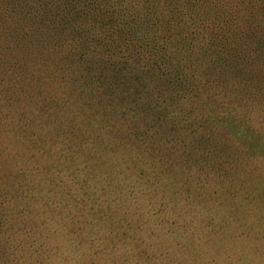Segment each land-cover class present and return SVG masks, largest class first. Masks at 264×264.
<instances>
[{"label":"clouds","instance_id":"9594fccd","mask_svg":"<svg viewBox=\"0 0 264 264\" xmlns=\"http://www.w3.org/2000/svg\"><path fill=\"white\" fill-rule=\"evenodd\" d=\"M0 264H264V0H0Z\"/></svg>","mask_w":264,"mask_h":264}]
</instances>
